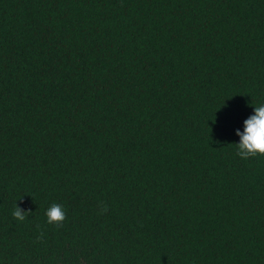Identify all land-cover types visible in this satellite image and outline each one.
I'll list each match as a JSON object with an SVG mask.
<instances>
[{
	"label": "trees",
	"instance_id": "16d2710c",
	"mask_svg": "<svg viewBox=\"0 0 264 264\" xmlns=\"http://www.w3.org/2000/svg\"><path fill=\"white\" fill-rule=\"evenodd\" d=\"M261 103L264 0H0V264H264Z\"/></svg>",
	"mask_w": 264,
	"mask_h": 264
},
{
	"label": "clouds",
	"instance_id": "9594fccd",
	"mask_svg": "<svg viewBox=\"0 0 264 264\" xmlns=\"http://www.w3.org/2000/svg\"><path fill=\"white\" fill-rule=\"evenodd\" d=\"M244 130H236V134L240 137V141L235 143L237 146V155L242 159H249L258 155L264 156V103L255 105L254 114L250 115L244 121ZM107 206L102 208L106 212ZM31 213V209L27 211L22 209L18 204L15 207L12 215L19 221H24ZM47 222L62 226L66 219L64 206L59 203H52L47 211ZM39 227V226H37ZM43 238V232L37 239Z\"/></svg>",
	"mask_w": 264,
	"mask_h": 264
}]
</instances>
